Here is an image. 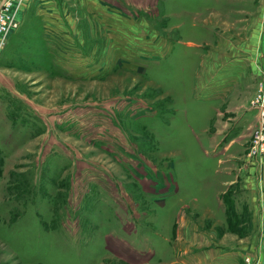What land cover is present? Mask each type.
Here are the masks:
<instances>
[{"label": "rangeland", "instance_id": "1", "mask_svg": "<svg viewBox=\"0 0 264 264\" xmlns=\"http://www.w3.org/2000/svg\"><path fill=\"white\" fill-rule=\"evenodd\" d=\"M264 0H11L0 264H264Z\"/></svg>", "mask_w": 264, "mask_h": 264}, {"label": "built area", "instance_id": "2", "mask_svg": "<svg viewBox=\"0 0 264 264\" xmlns=\"http://www.w3.org/2000/svg\"><path fill=\"white\" fill-rule=\"evenodd\" d=\"M10 4L11 0H0V17L3 9ZM252 104L257 110L259 120V125L252 134L249 153V155L255 157L264 152V77L258 82L256 92L252 99Z\"/></svg>", "mask_w": 264, "mask_h": 264}]
</instances>
